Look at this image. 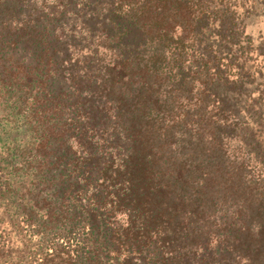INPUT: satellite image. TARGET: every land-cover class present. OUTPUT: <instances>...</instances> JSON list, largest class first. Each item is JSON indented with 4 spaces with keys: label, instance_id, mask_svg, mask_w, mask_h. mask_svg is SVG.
Returning <instances> with one entry per match:
<instances>
[{
    "label": "trees",
    "instance_id": "1",
    "mask_svg": "<svg viewBox=\"0 0 264 264\" xmlns=\"http://www.w3.org/2000/svg\"><path fill=\"white\" fill-rule=\"evenodd\" d=\"M248 1L0 0L3 190L39 232L86 220L116 264H264Z\"/></svg>",
    "mask_w": 264,
    "mask_h": 264
},
{
    "label": "rangeland",
    "instance_id": "2",
    "mask_svg": "<svg viewBox=\"0 0 264 264\" xmlns=\"http://www.w3.org/2000/svg\"><path fill=\"white\" fill-rule=\"evenodd\" d=\"M240 1V0H238ZM250 1V2H249ZM253 1L252 11L249 9L244 20V34L251 40L252 73L255 78L247 91L254 89L253 97H258L259 92H264V75L258 77L259 71L264 74V0ZM252 5V4H251ZM14 98H0V109H11ZM7 112H0V120H4ZM257 138L264 143V123L255 127ZM22 134V133H21ZM0 157V264H38L37 252L50 253L45 264H116L115 257L105 249V245L94 240L87 231L86 220L78 223L68 232L59 229V237L50 230L39 232L37 226L29 216L17 206L12 196L4 192V183L9 182L11 164ZM8 174V177H4ZM85 226V227H84ZM25 250V254H24Z\"/></svg>",
    "mask_w": 264,
    "mask_h": 264
}]
</instances>
